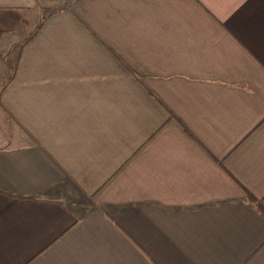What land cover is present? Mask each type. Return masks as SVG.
Here are the masks:
<instances>
[{
  "label": "crops",
  "instance_id": "1",
  "mask_svg": "<svg viewBox=\"0 0 264 264\" xmlns=\"http://www.w3.org/2000/svg\"><path fill=\"white\" fill-rule=\"evenodd\" d=\"M71 1L0 0V264H264V0Z\"/></svg>",
  "mask_w": 264,
  "mask_h": 264
},
{
  "label": "rangeland",
  "instance_id": "2",
  "mask_svg": "<svg viewBox=\"0 0 264 264\" xmlns=\"http://www.w3.org/2000/svg\"><path fill=\"white\" fill-rule=\"evenodd\" d=\"M31 30L29 31V33ZM28 37L27 34H24V37L21 40H15L13 42L7 43L6 47H4V51L6 53L0 54V87L2 83L7 79L9 76V73L11 71V66L13 65V62L15 60V55L17 54L19 50V46L21 42H23ZM8 52V53H7Z\"/></svg>",
  "mask_w": 264,
  "mask_h": 264
},
{
  "label": "trees",
  "instance_id": "3",
  "mask_svg": "<svg viewBox=\"0 0 264 264\" xmlns=\"http://www.w3.org/2000/svg\"><path fill=\"white\" fill-rule=\"evenodd\" d=\"M75 1H77V0H72L69 4H68V6H70V5H72ZM35 34V32L27 39V41H29L32 37H33V35Z\"/></svg>",
  "mask_w": 264,
  "mask_h": 264
}]
</instances>
